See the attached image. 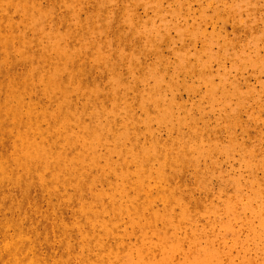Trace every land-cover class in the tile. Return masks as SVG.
I'll return each instance as SVG.
<instances>
[{
    "label": "rangeland",
    "instance_id": "rangeland-1",
    "mask_svg": "<svg viewBox=\"0 0 264 264\" xmlns=\"http://www.w3.org/2000/svg\"><path fill=\"white\" fill-rule=\"evenodd\" d=\"M0 264H264V0H0Z\"/></svg>",
    "mask_w": 264,
    "mask_h": 264
},
{
    "label": "bare ground",
    "instance_id": "bare-ground-1",
    "mask_svg": "<svg viewBox=\"0 0 264 264\" xmlns=\"http://www.w3.org/2000/svg\"><path fill=\"white\" fill-rule=\"evenodd\" d=\"M7 43V42H6ZM8 44V43H7ZM67 99H66V101L67 102H70V100L68 99V96L66 97ZM20 105L21 107L24 105V103L22 102V101H20V100H18V102H17V104H16V106L14 105L10 110V112L11 113H13L14 115H16L17 116V111L19 110V108L17 107V105ZM8 111V110H7ZM6 112V111H5ZM1 122H2V120H1ZM27 123H25L24 125H26ZM30 140H31V138L28 136V135H26L25 136V139H24V142H27V143H25V147L26 148H28L29 147V144H30ZM36 146L38 147V150L39 151H42L43 150V147L41 146V144L39 143V142H37L36 143ZM24 157H25V159L23 160V164H25V165H28L29 164V161L31 160V161H33V164H34V158H35V156H32V155H30L29 153H27V154H25L24 155ZM28 167V166H27Z\"/></svg>",
    "mask_w": 264,
    "mask_h": 264
}]
</instances>
